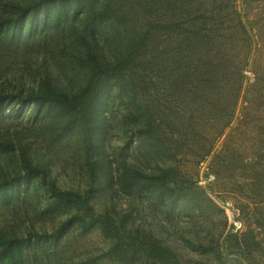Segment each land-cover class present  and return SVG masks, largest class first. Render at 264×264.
<instances>
[{
    "label": "rangeland",
    "instance_id": "374dc122",
    "mask_svg": "<svg viewBox=\"0 0 264 264\" xmlns=\"http://www.w3.org/2000/svg\"><path fill=\"white\" fill-rule=\"evenodd\" d=\"M114 4L123 8L126 20H107L95 33L108 56L122 50L145 23L130 0ZM236 6L249 32L240 43L247 40L251 45L244 89L224 133L220 131L231 96L221 83L213 84L204 67L179 86L174 82L179 69L164 72L175 65L160 57V72L153 77L158 85L151 96L138 92L144 63L137 74L122 80L124 88L111 87L103 108L108 133L97 135L92 145L76 132L56 135L49 118L36 117L34 105L27 103L7 106L0 136L26 144L34 164L44 167L60 189L88 194L95 214L109 213L126 227L159 238L182 264H264V0H236ZM62 25L80 29L71 12ZM64 33L67 30L50 21L32 38L0 48V89L26 95L47 75L67 91L80 88L87 75L72 69L67 59L71 43ZM236 50L244 57V50ZM133 96H138L136 103H145L159 125V137L139 134L128 120ZM163 165L174 169L176 182L162 200L158 192L151 195L120 184L125 169L154 172ZM19 175L18 152L0 154V180ZM41 181L38 176L22 182L14 197L0 201V230L8 235H27L32 229L51 232L78 210L45 213L51 196ZM114 243L98 226L83 231L75 225L46 252H28L25 264H148L141 255L113 250Z\"/></svg>",
    "mask_w": 264,
    "mask_h": 264
},
{
    "label": "trees",
    "instance_id": "16d2710c",
    "mask_svg": "<svg viewBox=\"0 0 264 264\" xmlns=\"http://www.w3.org/2000/svg\"><path fill=\"white\" fill-rule=\"evenodd\" d=\"M90 1L92 6L86 7ZM94 2L101 6H95ZM132 5H137L145 16L143 28L125 43L123 51L108 56L95 33L107 20H126L123 8L114 4V0H0V48L32 38L52 21L53 27L67 30L64 34L71 43L67 59L72 69L82 70L87 75L86 82L73 91L58 86L54 77L49 75L26 95L0 89V118L7 106L13 103L34 105L35 116L49 118L56 135L76 132L92 145L97 135L103 137L108 133L109 125L103 108L111 87L121 84L124 88L122 80L131 72L137 74L138 65L144 63L145 74L138 73V78L141 82L145 79L146 83L141 86L139 81L138 92L151 96L158 85L153 77L160 72L163 59L159 58L167 57L175 67L173 69L168 65L162 70L179 69V75L174 79L179 86L184 82L181 80L196 78L201 71L199 69L205 67L211 74V82L217 85L221 83L223 91L231 96L226 120L220 131L224 133L234 118L244 89L251 45V41L247 40L240 43L242 38L248 37L249 32L241 11L237 9L236 0H130ZM70 12L80 29L75 26L67 29L62 25ZM49 36L47 34L45 38ZM235 48L244 50V57L239 56L240 51H233ZM156 49L157 53L154 52ZM131 90L136 91L133 82ZM137 98L133 96L128 120L135 124L139 134L159 137V125L153 123L145 103H136ZM162 148L167 149L165 145ZM15 152L20 157V175L12 180H0L1 202L14 197L15 187L20 183L28 184L39 176L44 189L51 196L45 213L52 214L66 207L78 210L51 232L32 229L27 235H8L0 230V264H25L28 252H46L75 225L83 231L98 226L115 239L113 250L141 255L148 264H182L177 254L159 238L140 234L138 228L126 227L123 221L109 213L95 214L88 194L60 189L53 179L47 177L44 167L34 164L26 144H17L14 139L1 135L0 154ZM173 171L169 165H163L154 172L125 169L120 175V184L151 195L158 192L162 200L164 193L171 190L176 182Z\"/></svg>",
    "mask_w": 264,
    "mask_h": 264
}]
</instances>
